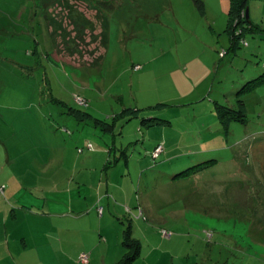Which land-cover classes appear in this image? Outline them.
Segmentation results:
<instances>
[{"label": "rangeland", "instance_id": "1", "mask_svg": "<svg viewBox=\"0 0 264 264\" xmlns=\"http://www.w3.org/2000/svg\"><path fill=\"white\" fill-rule=\"evenodd\" d=\"M97 1L0 0V186L117 264H264V0L234 49L230 0Z\"/></svg>", "mask_w": 264, "mask_h": 264}, {"label": "crops", "instance_id": "2", "mask_svg": "<svg viewBox=\"0 0 264 264\" xmlns=\"http://www.w3.org/2000/svg\"><path fill=\"white\" fill-rule=\"evenodd\" d=\"M48 177L50 178L45 176L39 180L46 183L44 189L39 190L43 195L47 189H50L47 193L52 194V189L43 180ZM2 180L0 177V182ZM24 180L31 184L28 178ZM7 185V182H4V185L0 186V264H115L118 261L108 260L106 253L100 254L99 251H95L99 249L100 238L108 242V238L103 237L101 228L97 234L98 241L96 239L95 244L88 245L77 226L67 222L71 217L77 218L78 215L48 209L52 203L45 198L34 202L35 196L32 194L34 190L31 187L12 185L8 188ZM134 200L130 197L127 200V196L123 198V201L136 206ZM125 206L129 211V207ZM122 208L126 213L124 207ZM80 212H87V208ZM97 213L102 215L100 217L102 219L104 210L101 204L97 205ZM90 230H93L92 227ZM138 248L140 253V247ZM128 253L126 250L122 254ZM83 255L87 256L86 262L80 260ZM99 255L101 257L97 260Z\"/></svg>", "mask_w": 264, "mask_h": 264}, {"label": "trees", "instance_id": "3", "mask_svg": "<svg viewBox=\"0 0 264 264\" xmlns=\"http://www.w3.org/2000/svg\"><path fill=\"white\" fill-rule=\"evenodd\" d=\"M93 2H97V0H92ZM111 1H105L104 3H111ZM196 7L198 8H202L203 7V2L201 0H193ZM103 2L101 1L100 4H102ZM247 6H248V0H230V7H229V11H228V32H229V36H230V44H231V48L234 49L235 46L237 45V42L243 41L244 35L247 33H252L255 32L253 31V24L252 22L249 20V17L246 16V10H247ZM110 7V5H109ZM237 28H239V30L237 31ZM103 53L100 55V58H102ZM97 60V59H96ZM238 103L240 104V109L238 111H235L234 108H230L228 106H222V105H216V111H217V115H218V119L221 123L223 124H227L230 120H238V121H242L244 122L245 119V106L242 100H239ZM238 113L239 117L237 119L234 118V114ZM87 116H89L91 119L94 120V127H96L97 129H101V131H103V133H112L114 131V128L110 125H108V127L106 128V130L104 131L103 128L99 127V124L102 125L98 119L102 120L101 118H95L93 117L91 114H86ZM69 118L71 120H73L76 124L80 125L82 121L81 119L78 120V118L76 117V119H72L71 116H69ZM87 123V122H86ZM81 127V125H80ZM157 145L153 146V149L151 150V152L154 150V148ZM93 146L91 144L88 143L87 145V150L92 148ZM85 147L83 148H78L77 152L78 153H82L84 151ZM127 234V233H126ZM128 260H125V262L123 264H127ZM117 264V263H116ZM122 264V263H119Z\"/></svg>", "mask_w": 264, "mask_h": 264}, {"label": "built area", "instance_id": "4", "mask_svg": "<svg viewBox=\"0 0 264 264\" xmlns=\"http://www.w3.org/2000/svg\"><path fill=\"white\" fill-rule=\"evenodd\" d=\"M161 149H162V147L160 145L157 146L156 149L154 150L153 154H152L153 157H156L158 155V153L161 151ZM99 212H101L100 208H99ZM80 260L82 262H86L87 261V256L86 255L81 256Z\"/></svg>", "mask_w": 264, "mask_h": 264}, {"label": "clouds", "instance_id": "5", "mask_svg": "<svg viewBox=\"0 0 264 264\" xmlns=\"http://www.w3.org/2000/svg\"><path fill=\"white\" fill-rule=\"evenodd\" d=\"M247 9H248V7H247ZM246 11H247V10H246ZM157 146H159V145H157ZM157 146H156V147H157ZM156 147L154 148V150L156 149ZM154 150L151 152L152 154H153ZM159 153H160V152H159ZM159 153H158V154H159ZM156 157H158V155H157ZM156 157H155V158H156Z\"/></svg>", "mask_w": 264, "mask_h": 264}, {"label": "water", "instance_id": "6", "mask_svg": "<svg viewBox=\"0 0 264 264\" xmlns=\"http://www.w3.org/2000/svg\"><path fill=\"white\" fill-rule=\"evenodd\" d=\"M246 16L248 17V9H247V11H246Z\"/></svg>", "mask_w": 264, "mask_h": 264}]
</instances>
